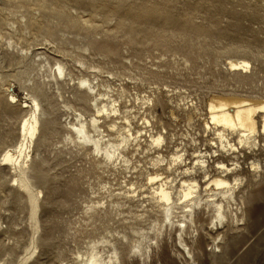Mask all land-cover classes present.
I'll return each mask as SVG.
<instances>
[{
    "label": "rangeland",
    "instance_id": "374dc122",
    "mask_svg": "<svg viewBox=\"0 0 264 264\" xmlns=\"http://www.w3.org/2000/svg\"><path fill=\"white\" fill-rule=\"evenodd\" d=\"M231 59L249 61L251 71L230 70ZM56 62L75 79L96 76L114 95L124 88L127 100L157 86L202 108L212 92L260 95L251 84L264 78V0H0V154L17 144L32 99L49 112L41 116L34 160L19 176L23 184L8 168L0 172V264H79L92 241H118L129 232L126 206L109 208L107 216L88 209L97 201L109 205V191L117 193L122 176L66 145V110L58 95L75 108L81 104L76 81L60 91L48 84ZM169 95L156 107L166 126L173 124ZM201 122L195 129L178 122L177 138L190 132L205 139ZM239 162L243 218L215 226L201 213L197 232L184 236L191 257L172 231L147 264H264V134ZM254 163L258 171L249 172ZM99 247L106 252L108 246ZM130 256L125 264H139Z\"/></svg>",
    "mask_w": 264,
    "mask_h": 264
},
{
    "label": "bare ground",
    "instance_id": "6f19581e",
    "mask_svg": "<svg viewBox=\"0 0 264 264\" xmlns=\"http://www.w3.org/2000/svg\"><path fill=\"white\" fill-rule=\"evenodd\" d=\"M227 66L232 71L244 73L252 68L244 59L228 60ZM52 69L49 66L48 84L54 83L60 91V87L76 81L73 84L75 100L81 104L75 108L60 91L58 97L66 110L63 127L66 145L91 157L113 176H122L117 193L109 191L110 197H114L109 205L103 206L97 201L88 209L97 215L104 212L107 216L112 214L109 208L126 206L130 221L128 234L123 233L120 240L102 237L92 241L86 251L79 254V264H125L132 253L139 264H147L153 252L160 249L163 235L171 237L172 231L191 257L184 236L197 232L201 213L207 212L215 226L243 218L238 214L241 210L237 194L245 175L239 160L259 144L264 134V78L251 84L262 92L260 95L212 92L202 108L181 93L174 94L173 98L167 87L157 86L148 95H136L135 99L128 97L127 100L124 88L114 95L111 85L99 82L96 76L75 79L61 62H56L55 70ZM43 72H47L46 69ZM166 95L170 96L171 105L168 119L174 127L173 124L166 126L156 112L160 96ZM12 99L15 100L13 93ZM7 108L11 111L9 114H16L12 111L14 105ZM24 109L29 112L18 128L17 144L5 147L0 154V172L8 168L18 185L23 184L19 176L34 160L42 127L41 116L49 113H42L37 99H32ZM199 120L205 139L200 140L190 132L177 138L178 122L195 129ZM258 168L254 163L249 172L255 173ZM233 207L236 210L230 211ZM100 245L108 246L107 251L102 252Z\"/></svg>",
    "mask_w": 264,
    "mask_h": 264
}]
</instances>
